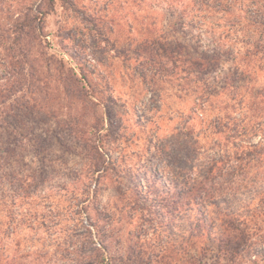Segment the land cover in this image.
<instances>
[{
	"label": "trees",
	"instance_id": "1",
	"mask_svg": "<svg viewBox=\"0 0 264 264\" xmlns=\"http://www.w3.org/2000/svg\"><path fill=\"white\" fill-rule=\"evenodd\" d=\"M92 1L66 3L88 12L84 21L95 27L109 23L113 39H97L115 48L123 41L114 28L119 22L96 8L112 0ZM131 1L137 11L144 2ZM167 1L176 18L166 26L144 24L133 10L127 24L136 73L154 85L174 83L191 105L170 130V145L157 148L160 163L151 179L128 195L118 190L110 205L99 207L96 184L116 167L89 144L83 189L73 196L77 203L63 205L61 194L37 195L42 169L3 171L2 159H16L19 144L13 138L3 150L0 138V264H264V0ZM31 7L17 30L39 35L41 17ZM91 201L94 214L86 211ZM46 202L55 219L44 215ZM25 204L33 206L22 219ZM116 214L130 226L121 244L114 239ZM23 229L45 236H14ZM156 231L151 240L147 234ZM162 233L167 240L158 239Z\"/></svg>",
	"mask_w": 264,
	"mask_h": 264
},
{
	"label": "rangeland",
	"instance_id": "2",
	"mask_svg": "<svg viewBox=\"0 0 264 264\" xmlns=\"http://www.w3.org/2000/svg\"><path fill=\"white\" fill-rule=\"evenodd\" d=\"M31 1L0 0V114L6 127L0 132L5 143L1 146L4 150L13 138L19 144L16 159L5 154L2 169H15L21 175L42 169L46 174L37 183V195L61 194L63 205L75 204L73 196L83 189V176L90 166L87 145L94 144L116 167L117 175L112 172L96 184L98 206L110 205L118 190H126L128 195L137 184H147L151 179V171L160 163L157 148L170 145V130L179 113L189 110V97H179L174 83L154 85L136 73L138 64L128 51L129 34H134L128 31L129 10L137 11L131 0H112L108 8L98 1L99 14L119 22L114 28L123 41L115 48L111 40L97 39L110 36L109 23L99 22L96 27L87 23L84 19L89 13L72 11L67 0ZM82 1L90 0H77L78 5ZM27 4L41 17L36 19L40 21L39 35L37 31L22 34L17 30L24 14L31 13L25 9ZM168 4L166 0H144L137 14L143 16L144 24L155 20L157 26H166L176 18ZM24 50L29 52L26 58L21 55ZM48 204H43V213L55 219ZM32 206L24 205L22 219L28 217L27 208ZM86 206V211L94 214L92 201ZM116 215L114 239L121 244L124 230L130 226L119 222L121 216ZM67 222V227L71 226L72 222ZM59 232L52 228L49 233ZM152 233L147 234L151 240L157 237V231ZM19 234L45 236L42 230L34 233L29 229L14 236ZM158 235L159 240H167L164 233Z\"/></svg>",
	"mask_w": 264,
	"mask_h": 264
}]
</instances>
